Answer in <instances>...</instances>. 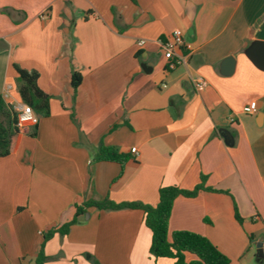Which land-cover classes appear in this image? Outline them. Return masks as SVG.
<instances>
[{
  "label": "crops",
  "instance_id": "1",
  "mask_svg": "<svg viewBox=\"0 0 264 264\" xmlns=\"http://www.w3.org/2000/svg\"><path fill=\"white\" fill-rule=\"evenodd\" d=\"M175 30L188 58L168 70L159 40ZM14 64L38 73L50 102L0 157V264H34L45 233L76 205L155 206L162 187L200 184L175 199L170 232L205 236L230 264H264V0H0V96L10 85L19 102ZM102 144L131 159L95 160ZM144 217L90 207L45 241L44 255L49 264H173L150 255Z\"/></svg>",
  "mask_w": 264,
  "mask_h": 264
},
{
  "label": "trees",
  "instance_id": "2",
  "mask_svg": "<svg viewBox=\"0 0 264 264\" xmlns=\"http://www.w3.org/2000/svg\"><path fill=\"white\" fill-rule=\"evenodd\" d=\"M132 1L135 2L136 0ZM13 68L18 75L16 85L21 101L32 107L39 116H48L50 96L38 87V73L22 69L15 64ZM81 81V74L73 72L71 83L74 89L78 88ZM20 134L21 131L15 126L14 113L0 96V157L9 156L16 151ZM130 159V155L119 152L115 147L103 144L95 156L97 161H113L121 166ZM203 179L204 177H202ZM202 190H204V187L201 184L193 190H184L175 186L162 187L159 189L158 202L155 206L140 202L115 203L109 199L102 201L89 200L82 205H76V211L71 221L45 233L44 241L34 264H49L48 258L43 251L45 241L50 239L55 233L67 234L70 227L78 223L79 217L90 207L99 210H143L145 214L144 224L151 231L149 252L155 258H170L173 260V264H230V259L205 236L186 230L170 232L169 219L175 199L178 196L193 197ZM236 218L241 222L239 215H236ZM187 253L193 255L195 259L187 261Z\"/></svg>",
  "mask_w": 264,
  "mask_h": 264
},
{
  "label": "built area",
  "instance_id": "3",
  "mask_svg": "<svg viewBox=\"0 0 264 264\" xmlns=\"http://www.w3.org/2000/svg\"><path fill=\"white\" fill-rule=\"evenodd\" d=\"M139 46L145 44V40H139L137 42ZM161 49L163 50V57L167 60V69L173 70L179 65L185 64L188 55L185 51V43L181 30H175L165 39L159 40ZM198 87L205 86L206 82L198 78L196 79ZM11 86H7L6 90L2 94V99L7 101L8 107L12 110L15 115V126L21 132L27 126H36L39 121V115L22 101L16 102L11 99L10 95ZM256 110V102L252 101L243 108L245 114H252Z\"/></svg>",
  "mask_w": 264,
  "mask_h": 264
},
{
  "label": "water",
  "instance_id": "4",
  "mask_svg": "<svg viewBox=\"0 0 264 264\" xmlns=\"http://www.w3.org/2000/svg\"><path fill=\"white\" fill-rule=\"evenodd\" d=\"M230 62L233 63L232 62V58H227L224 63H230ZM227 137H228V139H230V135L229 134H227ZM258 246H260V245H258ZM261 252H262L261 249H259L258 253L260 254Z\"/></svg>",
  "mask_w": 264,
  "mask_h": 264
}]
</instances>
